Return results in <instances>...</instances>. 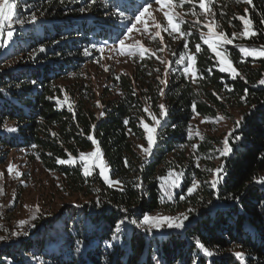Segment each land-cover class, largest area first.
Returning a JSON list of instances; mask_svg holds the SVG:
<instances>
[{
  "label": "trees",
  "instance_id": "obj_1",
  "mask_svg": "<svg viewBox=\"0 0 264 264\" xmlns=\"http://www.w3.org/2000/svg\"><path fill=\"white\" fill-rule=\"evenodd\" d=\"M154 1L16 0V16L0 39V166L11 151H22L76 198L40 214L12 237L7 208L0 205V237L5 236L0 264H264V184L257 182L264 179V57L239 50L264 47V0H214L213 14L191 3L179 5L186 21L182 31L191 35L167 36L163 52L151 48L131 70L109 68L95 88L90 68L100 59V47L119 43L138 9ZM242 16L251 19L255 36L239 35ZM210 18L218 33L230 39L237 34L222 48L237 70L235 78L220 71L200 39ZM8 30L14 33L11 41ZM197 43L198 76L190 78L177 61ZM154 51L169 65L166 86L156 78H165L166 64ZM160 104L166 115L146 156L138 147L147 146L140 118L151 123L145 107L159 118ZM233 129L232 151L221 156ZM93 145L111 178L121 181L120 189L107 185L96 169L85 177L81 162L58 163ZM221 166L223 179L214 189V170ZM170 171L181 174L178 187L160 179ZM193 182L199 187L189 194ZM153 213L188 219L184 228L161 234L142 225ZM120 220L125 223L117 233ZM197 241L213 255L205 256ZM237 252L244 254L243 262Z\"/></svg>",
  "mask_w": 264,
  "mask_h": 264
},
{
  "label": "snow or ice",
  "instance_id": "obj_2",
  "mask_svg": "<svg viewBox=\"0 0 264 264\" xmlns=\"http://www.w3.org/2000/svg\"><path fill=\"white\" fill-rule=\"evenodd\" d=\"M191 3L194 5V7L198 6L199 9L202 10V12L207 13V14H213L212 13V7L211 5L214 3V0H180L181 6L185 3ZM247 3H251V0H245ZM174 3V0H155V4L160 6V9L163 10L165 7L171 8ZM18 3L16 0H0V39H2L5 35V24H10L13 19L16 16V10L18 8ZM151 4L145 3V5L141 6L140 9H138L137 14L133 16V19L136 21V23H133L130 28L127 29V33H131L133 29H137V24L142 21V18L145 17L147 14L149 17H152V13L149 12V8H151ZM83 11V9H82ZM164 17L166 18L167 21V26L164 27L160 23H155V18H153V22L155 24V27L158 29V31L155 32V35L153 36V39H156V37L160 38V44L162 47L158 48L157 51L163 52L167 45L164 44L163 37L161 36V32L159 30L162 29V31L167 32L169 36H171L174 40H183L186 36L191 35L190 32L187 31H182V25L186 23L183 18L179 17L175 13L169 12V11H164L163 12ZM192 15H196L195 11L192 12ZM36 16L33 15L31 17V21L35 22L36 21ZM241 21L243 22V32H241L239 35L243 38H251L256 35V32L253 28V24L251 19H246L245 17H240ZM18 23H25L23 20H18ZM197 23H202V21L197 20ZM208 29L207 34L201 33L200 39L203 41L205 45L211 51L215 54V56L218 58L219 64L222 65L220 67L221 72H229L233 74L234 78L235 76L238 75L237 70L233 66L232 62L229 59V56L225 54V52L222 50L223 45L226 44H232L233 41L237 38V34L233 33L232 38H228L227 34L224 32L217 33L213 27L212 23H208L205 25ZM148 25L145 22L144 30L147 31ZM139 30V29H137ZM178 34V35H174ZM14 33L11 30H8L6 32V37L7 40L11 41L13 39ZM119 45L121 49H124L125 47V40L120 39L119 40ZM0 46H3L2 43H0ZM184 48H188V44L184 43L183 44ZM240 52L244 56H252V57H264V47L261 49H249L246 47H240ZM40 52H44L45 49L41 47L39 49ZM202 51L201 45L197 43L195 45V51L194 52H186L183 55L179 56V59L177 63L184 64V72L189 75L190 78H194L198 76V70L196 69V54L200 53ZM136 52V49H131L129 48L127 54L128 55H134ZM148 53V49L145 48L142 44L139 45V55L141 58H143L146 54ZM122 54H124L122 52ZM151 55L156 56V52H152ZM175 55V53H174ZM158 60H160L161 63L166 64L164 68V79H161L160 76H157L156 78L160 80V83L162 85L167 84V75L169 72V65L166 63L165 60L161 59L159 56H156ZM187 61V63H185ZM157 72H159V69H156ZM32 83H36L33 81ZM260 84H264V80L260 81ZM161 94L163 95V89H161ZM243 99V97H242ZM65 100H67V97H65ZM69 111H71V105H68ZM160 109V116L159 118L154 115L148 107H145L143 111L148 115V118L150 119L151 123L146 122L144 117L140 118V126L143 128L144 133H146V141H147V146L140 145L138 147L141 148L142 152L146 156H150L152 154L153 148L156 144V132L158 127L160 126L161 119L166 115V108L164 104H160L159 106ZM194 110H195V106ZM198 114V113H197ZM218 120H223L224 117H217ZM208 121V118H205L201 121V123H205ZM128 121H125V124H127ZM240 121H236V125L239 126ZM10 131H15V129H9ZM232 131H230L227 134V137L223 140V149L220 153L221 156H227L228 154L231 153L232 148L229 144L230 138H232ZM131 132V129H129ZM196 135H200L199 132L196 133ZM88 139L92 140L93 144H96L97 142L93 139L92 136H89ZM203 139V137H201ZM80 162L82 163V168H83V174L85 177L91 176L93 174V171L95 169H99V174L100 176L104 179V181L110 186H118L121 184V181L119 180H114L110 176V170L105 163L104 159L102 158L100 149L97 147L95 151L89 153V154H84L81 153L79 157ZM58 163L60 164H74L76 163L75 159H69V160H64V159H59ZM127 165V161H125ZM13 171L12 166H9L7 169V172L10 174ZM223 168L222 166L220 168H217L214 170V176L216 177L213 179L211 186L212 188H217L218 184L220 181L223 179ZM4 173L0 172V176H3ZM20 173H17V176H19ZM179 173H174V171H170L167 176L161 177L160 179L162 180L164 185H168L170 187H178V181L180 179ZM258 183L264 184V179H261L257 181ZM163 186V185H162ZM139 187V185H137ZM199 187V184L197 182H193L192 186L188 188V193L191 194L195 189ZM37 210H39L37 206ZM187 216H181V217H169V216H149L145 215L142 220V225L146 227L148 231L152 230H159L164 228L165 226L169 229H182L184 228V221L187 220ZM23 223V222H21ZM125 223V220H120L116 224V232L119 233L121 231V225ZM133 223H136L133 221ZM139 226V225H138ZM115 238V237H114ZM197 246L203 251L205 256H212L213 252L210 251L203 243L200 241H197ZM236 257L243 262L244 261V254L242 252H237L235 253Z\"/></svg>",
  "mask_w": 264,
  "mask_h": 264
},
{
  "label": "rangeland",
  "instance_id": "obj_3",
  "mask_svg": "<svg viewBox=\"0 0 264 264\" xmlns=\"http://www.w3.org/2000/svg\"><path fill=\"white\" fill-rule=\"evenodd\" d=\"M151 5L152 7L149 8V12H151L152 17L155 18V23H160L164 27L167 26L166 18L163 15L164 11L175 13L179 17L182 15L179 6L181 4H178L177 0H174L171 8L165 7L163 10L160 9L159 5L155 4V1ZM152 17H149L146 14L145 17L142 18V21L137 24V29L139 30L133 29L131 33H126L123 38L125 40L124 49H121L119 43L100 47V59L96 62V67L90 68V75L93 76V81L96 83L95 88H97L99 83L101 85L104 83V78L107 77L109 68L113 67L116 71L131 70L133 68L134 60L137 61L140 58V44L148 50L153 47H162L159 37L153 39V36L158 29L155 27ZM205 21V25L211 23V18L206 19ZM145 22L148 25L147 31L144 30ZM133 23H136V21L133 20L132 24ZM159 31L163 37L164 44L167 45L166 37L169 36L168 33L162 31V29ZM207 32L208 29L206 28L205 34H207ZM129 48L136 49L134 55L127 54ZM122 52L124 54H122ZM221 66L222 65H220V67ZM95 150L96 146L93 145L91 148L80 152L77 157L70 156L67 160L75 159L76 162H80L79 157L81 153L89 154ZM9 166H12L13 168V171L10 174L7 172ZM96 170L99 173V169L97 168ZM0 172L4 173L3 176H0V205L7 208V215L13 225L10 230V237L22 235L24 233L25 225H30L40 216V214L55 211L63 202H74V199L76 198V196L70 195L68 192L61 190L58 186L56 175L45 172L36 162H28L22 151H11L5 164L0 166ZM17 173H20V175L17 176ZM112 179L116 180L115 178ZM102 180L104 181L103 178ZM114 187L120 189L121 184ZM37 206L39 210H37ZM149 216L168 215L153 213ZM155 231L162 234L167 232L168 228L165 226L164 228ZM4 237L5 236H2L0 239H3Z\"/></svg>",
  "mask_w": 264,
  "mask_h": 264
}]
</instances>
